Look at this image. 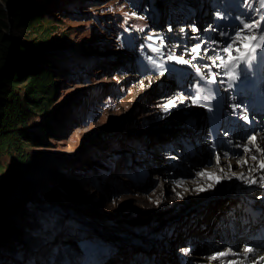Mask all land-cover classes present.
<instances>
[{"label": "rangeland", "instance_id": "1", "mask_svg": "<svg viewBox=\"0 0 264 264\" xmlns=\"http://www.w3.org/2000/svg\"><path fill=\"white\" fill-rule=\"evenodd\" d=\"M15 1L0 0L7 16ZM21 1L44 11L46 19L32 36L42 58L35 65L43 58L49 63L55 93L49 109L30 122L38 132L51 125L43 133L45 146L24 143L22 152L1 158L0 264L207 263L225 240L223 223L238 224L234 245L239 249L253 225L247 223L249 233L240 230L239 203L264 217L260 188L242 180L245 192L223 185L185 195L180 184L212 165L214 154L202 159L209 153L203 132L186 128L193 110L174 112L176 101L164 110L176 96L186 97L194 108L179 81L198 74L189 59L171 62L181 53L167 27L183 21L198 32L185 46L202 43L214 0ZM243 2L245 25L252 27L243 25L238 33L264 36V0ZM4 32L14 36L13 24ZM211 41L204 49L215 53L210 45L217 40ZM27 86L16 87L21 99ZM182 140L199 155L186 160ZM70 150L77 153L64 158ZM241 153L235 148L230 155ZM53 169L77 178L70 201L49 196ZM230 212L236 214L229 217Z\"/></svg>", "mask_w": 264, "mask_h": 264}, {"label": "bare ground", "instance_id": "2", "mask_svg": "<svg viewBox=\"0 0 264 264\" xmlns=\"http://www.w3.org/2000/svg\"><path fill=\"white\" fill-rule=\"evenodd\" d=\"M167 30L173 37L174 46L177 47L181 53V55H178L176 56V58L172 59L171 62H176L177 60L178 63H180L179 60L182 61L184 59V62H186L189 59L193 62V67L195 71L198 72V74L202 76H212L214 78H217L219 76L218 69L223 65L225 60L230 58V56L236 55V51H240L243 53L247 49L256 47L258 45L253 44V41H248L239 37V39L234 40L231 44H229L231 45V49L228 52H225V48H227L229 45L226 46L221 42H213V44L210 46L213 47L215 49L214 51L216 52L211 53L210 51L204 49L203 43L205 42L198 43L190 47L185 46L188 42L195 38L196 35H193L194 32L195 34H197L198 32L197 30L192 31V27L184 23L183 21H175L172 24H169ZM204 31H213L211 24L207 25ZM256 36L257 35L255 34L253 38H255ZM193 49H197V51L193 52ZM160 79L161 78H159V80ZM172 101H176V104H178L177 106L175 104L176 107L174 112H185L186 114V112L189 113L188 111L194 109L187 106L186 97L176 96ZM168 103L169 102H167V104ZM198 115L199 117H201L200 114ZM198 125L199 124L197 123V126ZM188 130L190 131V129ZM229 131L230 132L228 133V135L231 138L233 147L241 149L242 151L240 156L236 158L233 155H230L231 151H228L222 147H218L213 157V164L198 171L194 179L182 182L180 185H183L182 188L185 191V195H190L193 193V191L194 193L197 191L201 192L198 190L201 187L204 188L203 191L210 188L220 190L223 189V185H225V188L230 190H242L241 183L242 180H244L247 181L249 185L257 186L260 188L258 200L263 201L264 169L260 168L259 165L261 160H264V131L262 130L260 132H253L252 130L250 131L249 129H246L241 124H234V128ZM192 132L197 133L194 131ZM236 135H240L239 138H236ZM253 137H255L254 141L252 139ZM200 141H202V139ZM202 142H204V138ZM205 145L208 146L207 143ZM246 148L248 149L247 152L245 151ZM257 149H259V151H257ZM76 153L77 151L70 150L64 153V158L74 156ZM252 156H256L257 158L253 160L251 158ZM217 157H219V162H217ZM168 158L174 159L175 155L169 154ZM245 161L247 162L245 163ZM253 168H255L256 170L252 171ZM201 173H213L215 177H218V180L210 179L207 175L201 176ZM233 173H235V175H233ZM251 181H255V183H252ZM209 185H211V187H209ZM191 188H193V190ZM247 188L245 190H248ZM245 190L242 191L245 192ZM239 205L242 206L243 210L244 208L246 209V211L250 210V206L248 205V203L242 202L239 203ZM246 211L245 213H241L243 220L239 227L241 231H244L243 233H249L248 231L250 230L249 226H247V223L252 221V219L247 217ZM258 212H261V210ZM236 224H222L223 232L221 231L220 233L225 238V240H222V243H217L216 247L212 249V254L210 258L208 257L209 260L207 263L201 262L199 264H264V249L260 250L258 248V245H263L260 244V241L254 242L252 238H246L244 239V243L239 247V249L236 247V245H234L236 239L235 235L238 229V224ZM261 232H264V224L261 228ZM249 249L251 251H248ZM258 252H260V254ZM226 254H231V256L228 258H224Z\"/></svg>", "mask_w": 264, "mask_h": 264}, {"label": "trees", "instance_id": "3", "mask_svg": "<svg viewBox=\"0 0 264 264\" xmlns=\"http://www.w3.org/2000/svg\"><path fill=\"white\" fill-rule=\"evenodd\" d=\"M43 15L44 11L37 4L26 5L21 0L13 2L10 16L15 35L8 36L4 32L9 28L8 16L0 8V70L5 68L13 47L15 49L14 66L0 76V162L13 150L22 152L24 143L32 147L45 146L44 135L51 131L49 123L43 125L40 132L34 131L30 125L35 115L49 109L55 93L52 84L55 76L49 63L43 58L41 66L35 65L41 58L38 53L40 44L32 36L38 33L46 19ZM26 33L30 34L25 36ZM25 82L28 86L24 99H21V92L16 87ZM49 181V196L54 199L70 201L78 188V180L72 173L57 169L51 170Z\"/></svg>", "mask_w": 264, "mask_h": 264}, {"label": "water", "instance_id": "4", "mask_svg": "<svg viewBox=\"0 0 264 264\" xmlns=\"http://www.w3.org/2000/svg\"><path fill=\"white\" fill-rule=\"evenodd\" d=\"M8 16L10 17V11H8ZM9 23H10V25H12V21L11 20H9ZM14 52H15V49L13 47L11 55L9 56V58H8V60L6 62L5 68L0 70V76L8 73L12 69V67L14 66ZM198 114H200L201 117H199ZM185 119L187 121V125H186L187 129H190V130H192L194 132H197L198 134L202 133V132H203V134L205 133L206 128H207V126H206L207 120H206V115L204 113V110H202L200 108H194L193 111L190 114H188ZM168 123L169 122L163 124V126H161V127L165 128V126ZM197 123L199 124L198 126H197ZM208 156H209V154H204L203 153V154H201L200 157H203L202 159H206ZM196 160L194 159L192 162L196 163L195 162ZM199 161H200V159H199ZM57 211H59V210H57ZM73 214L76 215L74 212H73ZM77 220L82 222V223H84V224H86V225H88V226H90V227L92 225V224H89L87 222L88 220L83 218V217H81V218L77 217Z\"/></svg>", "mask_w": 264, "mask_h": 264}, {"label": "snow or ice", "instance_id": "5", "mask_svg": "<svg viewBox=\"0 0 264 264\" xmlns=\"http://www.w3.org/2000/svg\"><path fill=\"white\" fill-rule=\"evenodd\" d=\"M249 27H252V25H245V28H249ZM237 36L240 37L241 39H252L251 37H241L240 33H237ZM150 39H151V38H150ZM230 49H231V45H229L227 48H225V52H228ZM196 51H197V49H193V52H196ZM198 71H199V69H198ZM173 103H174L173 101H169V103L165 105L164 110L167 111L168 108H169V107L171 106V104H173ZM252 139H253V141H254V140H255V137H253ZM245 151L247 152L248 149L246 148ZM257 151H259V149H257ZM251 158H252L253 160H255L257 157H256V156H252ZM217 162H219V157H217ZM246 162H247V161H245V163H246ZM229 167H230V166H229ZM259 167L262 168V169H264V160H261ZM221 170H223V169H221ZM255 170H256L255 168L252 169V171H255ZM200 175H201V176L207 175L210 179H217V180H218V177H215L213 173H207V174H205V173H201ZM233 175H235V173H233ZM251 182H252V183H255V181H251ZM209 187H211V185H209ZM198 190H199V191H203L204 188L201 187V188H199ZM248 251H251V250L249 249ZM221 255H223V254H221Z\"/></svg>", "mask_w": 264, "mask_h": 264}]
</instances>
